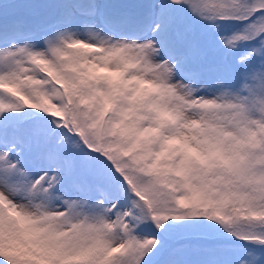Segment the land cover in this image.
Listing matches in <instances>:
<instances>
[{"label":"snow or ice","instance_id":"6c2138e0","mask_svg":"<svg viewBox=\"0 0 264 264\" xmlns=\"http://www.w3.org/2000/svg\"><path fill=\"white\" fill-rule=\"evenodd\" d=\"M0 264H264V0H0Z\"/></svg>","mask_w":264,"mask_h":264}]
</instances>
